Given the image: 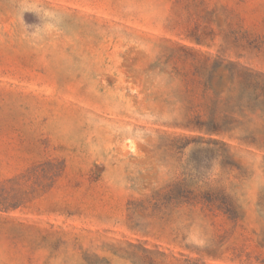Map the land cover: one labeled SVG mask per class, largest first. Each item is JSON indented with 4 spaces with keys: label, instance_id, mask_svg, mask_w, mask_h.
I'll list each match as a JSON object with an SVG mask.
<instances>
[{
    "label": "rangeland",
    "instance_id": "rangeland-1",
    "mask_svg": "<svg viewBox=\"0 0 264 264\" xmlns=\"http://www.w3.org/2000/svg\"><path fill=\"white\" fill-rule=\"evenodd\" d=\"M204 57L264 74V0H0V264H264V150L174 121Z\"/></svg>",
    "mask_w": 264,
    "mask_h": 264
},
{
    "label": "trees",
    "instance_id": "trees-1",
    "mask_svg": "<svg viewBox=\"0 0 264 264\" xmlns=\"http://www.w3.org/2000/svg\"><path fill=\"white\" fill-rule=\"evenodd\" d=\"M216 60L204 57L193 76L178 88V114L175 124L209 137L227 136L238 143L264 150V74L231 62L219 61L227 72L222 83L213 81ZM256 119L263 124H254ZM254 124V125H253ZM230 149L224 141L208 144ZM148 205L159 210L166 204L199 205L230 215L222 190L211 187L177 185L156 189L147 196ZM6 207L5 209H7Z\"/></svg>",
    "mask_w": 264,
    "mask_h": 264
}]
</instances>
